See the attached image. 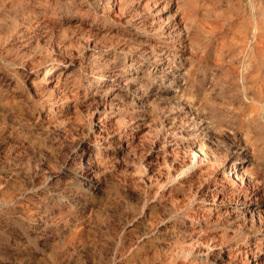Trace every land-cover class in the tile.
I'll use <instances>...</instances> for the list:
<instances>
[{
  "label": "rangeland",
  "instance_id": "rangeland-1",
  "mask_svg": "<svg viewBox=\"0 0 264 264\" xmlns=\"http://www.w3.org/2000/svg\"><path fill=\"white\" fill-rule=\"evenodd\" d=\"M251 1L172 0L162 19L177 12L192 39L170 56L187 58L179 92L175 69L148 75L161 6L0 0V264H170L183 245L210 249L209 264H264V0ZM107 62L119 77L97 90ZM217 139L212 160L183 175L197 144L210 153ZM243 142L256 188L220 187ZM237 201L253 213L227 212Z\"/></svg>",
  "mask_w": 264,
  "mask_h": 264
},
{
  "label": "bare ground",
  "instance_id": "bare-ground-1",
  "mask_svg": "<svg viewBox=\"0 0 264 264\" xmlns=\"http://www.w3.org/2000/svg\"><path fill=\"white\" fill-rule=\"evenodd\" d=\"M106 3H107L106 5H109L110 4V1H107ZM117 3H119V1H117ZM160 6H161V8L158 9V7H160ZM171 7H172V0H146V9L148 10V12H149L150 15H153V11H154V10H152L153 8L158 9L157 12L154 11L155 12L154 14L155 15H159L160 16L159 20L162 21L161 23H163L162 26H160V31H161L160 32V35H161L162 38H164V41L161 42V44H159V46H158V49H160V52L162 53V55L160 57H156L155 56L156 58L154 56H152L153 58H155V60H154L155 63H153V67L155 68V70H152V69L149 70L148 75H150L151 73H154L155 72L157 74L155 76V78L156 77L157 78H160L163 81L164 79H166V78L169 77V74L171 73L172 69H175L174 76H173V78L171 80H172L173 83H178V86L177 87L178 88L180 87L181 90H176V91H179L180 92V91H183L184 90V86L188 84L189 70H187L188 68L187 69L185 68V64H186V59L187 58L185 56L181 60L182 63L180 62V64L174 65V61L170 59V56L171 57L173 56L172 51H175V50L180 49V48L185 49L186 47H188L187 42H189L188 44H190V41L192 39L191 38H188L187 35L184 37V35H185L186 32L183 31L184 30V25L182 27L180 26L181 23H182L181 20H177V18H178L177 12H175L172 16H167V17H165V18L162 19V17H163L162 15H164V13H167L170 10ZM252 7H253V5H252ZM139 23H141L140 25L144 27L143 29H146L147 28L146 25L148 23V20L146 18H143V20L141 22H139ZM258 24H259V22H258ZM258 24L256 22V25H255V27L253 29V31L256 34L258 32H260L259 31V28H258L259 27ZM151 27L149 26L146 30H144L145 33H149L150 31H153V28H151ZM260 29H261V27H260ZM177 43L179 45H177ZM131 47L132 46H130V49L129 50H131ZM177 47H179V48H177ZM155 49L156 48L151 49L152 53H157L158 52ZM127 52H129L128 54H131L132 50H131V52L130 51H127ZM135 52H137V51H135ZM180 56L181 55H179L177 53L175 54V57L176 58H179ZM133 59H135V58H132V59L130 58V60H129V66H130L129 71H130V69H131V71H139L141 69L139 67V65L131 63L133 61ZM147 59H150V55L147 56ZM106 66L105 67L108 68V71L105 74H102L101 76H99V78L96 81L93 82L95 84L94 87L97 90H100L101 88L105 87L106 85H108V83L114 82L115 81L114 79L116 77H119V74L117 73V70L115 69V66L113 67L110 62H107L106 63ZM65 67H66V65H64L63 62L55 63L54 65H52V66H50L48 68L43 69L41 71L40 77H41V79L44 80V83H47L48 80H53L58 75L60 77V75H61V73H62V71L64 70ZM129 78H126L124 76L123 81H119L118 84L119 85H125L126 86L128 84L127 81H130ZM134 78H136V77H134ZM131 79H132V76H131ZM33 81H35V80H33ZM138 83L139 82L137 81V86L139 85L140 87H142L141 84H138ZM57 87H58V85L57 86H54L53 89H57ZM116 89L117 88L115 86L109 87L105 91L106 95L104 97V100L105 101L107 100L108 102H112L111 101V100H113L112 99V95H114V93H115L114 91ZM52 91H54V90H52ZM53 105H54V103L51 102L50 103V106L53 107ZM202 121H204V120H202ZM208 127L206 129L203 128L206 131V133H207V131L210 130V128L208 130ZM99 130H101V129H99ZM205 131H203V132H205ZM100 132H99V134H100ZM209 138H211V137H209ZM217 140L220 141V139H217ZM219 141L211 142L210 146L212 145L211 146L212 149L210 150V153L204 152V149H200V147H202V146L204 147L205 142H204V144L202 143L203 145H201V146L197 144V147H199V149L198 150H192L191 151L192 153H191V162H190V165L189 166H186V169H184V171H183L182 174L184 175L186 173V176H188L190 173H192L195 170H197L198 168H200V166H202L203 163L210 162L212 160V158H213L211 155H214L215 153H218L220 151V149L225 146V144H224L225 142L224 141H223L224 143L222 141H220V142ZM243 143H244V145H241V146L237 145V147L234 148L235 150L232 153H230L231 155L228 156L226 158V160L224 159L225 162H226V164H229L228 166H231V170H229V172H224V173H226L224 175L225 180H224V182H222V181L220 182V185H219L220 187L226 188L229 185V187H233V188L238 187L237 188L238 190H242L243 188H245L247 191H250V190H253V189L256 188V186H255V184L253 182V176H254V169H253V166H252L253 165V159L250 158L252 156V154L250 153V148L248 146L249 144L247 145V143L246 144H245V142H243ZM238 144H240V143H238ZM208 145L209 144L207 143V146ZM228 147H229V145H228ZM207 150H205V151H207ZM209 154H210L211 157L208 156ZM236 156H238V157H236ZM217 157H219V155ZM224 160H222V158H221V161L224 162ZM211 163H210V165H208V164L207 165L208 166H211L212 165ZM227 173H228V176H227ZM224 188H222V189L219 188L218 193H224V191H225ZM215 189L217 190L218 188H216L214 186L212 190H215ZM217 195L218 194H216L214 197H216ZM250 205H253V204H249V205H244L243 206V202L242 201H237V202H235V205H230L229 208L226 209V211L229 212V213H239V212H247V213L252 212L253 213V209L249 208V207H251ZM242 206H243V208H241ZM194 244H196V243H194ZM211 252H210V249L203 251L202 249H198V248H196L194 246H192V247L189 246V248H186V245H183L179 249H177L176 253H174V255L172 256V261L170 262V264H186V261H188V264H194V262H196L197 260L200 261L199 264H209L210 261L212 260L211 259V255H212ZM179 258H182V262L181 263L178 262V259ZM217 264H236V263L233 262V261H231V259H230V261L227 262V263H223L221 261H217ZM249 264H251V263L249 262ZM254 264H257V263H254Z\"/></svg>",
  "mask_w": 264,
  "mask_h": 264
}]
</instances>
